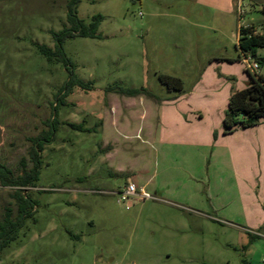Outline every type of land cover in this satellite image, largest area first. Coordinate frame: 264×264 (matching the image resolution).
<instances>
[{
  "label": "rangeland",
  "instance_id": "1",
  "mask_svg": "<svg viewBox=\"0 0 264 264\" xmlns=\"http://www.w3.org/2000/svg\"><path fill=\"white\" fill-rule=\"evenodd\" d=\"M67 4L0 0V171L30 169L34 139L52 135L29 187L0 177V220L27 204L0 264H264V117L224 138L233 156L260 141L239 153L240 177L206 140L248 83L239 29L264 30V0H81L79 17L104 19L99 36L65 40L69 66L38 47L55 48Z\"/></svg>",
  "mask_w": 264,
  "mask_h": 264
},
{
  "label": "trees",
  "instance_id": "2",
  "mask_svg": "<svg viewBox=\"0 0 264 264\" xmlns=\"http://www.w3.org/2000/svg\"><path fill=\"white\" fill-rule=\"evenodd\" d=\"M81 0H68V15L67 20L69 27L56 32H53V36L56 41L55 48L52 49L47 45H38L39 50L49 60L63 61L67 66L70 64V60L64 51V42L67 38L75 36L83 37H97L99 36V27L104 19V16L100 13L92 16L90 21L79 17L78 8ZM264 12V6L262 7ZM240 51L246 55L253 57L257 61L260 67L264 66V56L258 55L257 50L264 47V32H256V27L252 25L241 26L240 35L238 39ZM242 60V57L240 56ZM247 71L250 75L247 85L236 90L228 102V107L223 119L225 133L233 132L238 127L250 128L257 125L261 118L264 117V75L261 73H253L248 68ZM158 78L161 83L165 84L169 89L182 90L184 88V82L182 78L160 73ZM81 82L71 76L62 88L64 95L71 93L73 86L80 84ZM142 89L136 88H124L121 91L129 96L139 94ZM53 124L57 126V121L54 118ZM74 128H80L81 124L69 123ZM56 129V127H54ZM52 135L50 131H44L42 135L34 139L33 147L30 151L31 160L33 166L30 169H25L22 174L15 176L13 172L8 170L0 171V177L5 184H10L19 187H29L33 180H36L39 175V166L41 162V152L44 149V142L50 141ZM26 202L18 199V214L16 220L12 218L11 209H7V213L0 220V250L8 244L10 239L15 237L14 235L8 236V233L12 229L17 231L20 229L23 223V217L25 216Z\"/></svg>",
  "mask_w": 264,
  "mask_h": 264
},
{
  "label": "crops",
  "instance_id": "3",
  "mask_svg": "<svg viewBox=\"0 0 264 264\" xmlns=\"http://www.w3.org/2000/svg\"><path fill=\"white\" fill-rule=\"evenodd\" d=\"M256 32H259V33H262V32H264V30H258V29H256ZM239 35H240V29H239ZM239 39V38H238ZM258 53V52H257ZM241 57H242V60H241V62L242 63H244V61H243V56H244V54L241 52V55H240ZM262 74V73H261ZM251 128V127H250ZM255 128V127H254ZM247 129H249V128H247ZM247 131V130H246ZM230 133H232V132H230ZM230 133H225L224 132V134L221 136V134L219 133V135H218V137H215L214 135H216V132H214V130L212 131V129L211 130H209L208 129V131H207V133H206V135H207V139L206 140H208V143H210L211 144V146H216V145H218L217 147H218V150H216L215 148L213 149V152H212V158H214L215 160L216 159H218V158H223V159H231L232 157H233V161H234V163H236L237 164V166H236V170H238V175H239V177L241 176V172H242V170H241V163H242V158L241 157H239V153L241 152V150H242V148H246L245 147V145L246 144H249V145H251V148L254 150V148H256V149H258L259 148V144L258 143H260V141L259 142H256V145H253V142L249 139V138H247L246 136H244L243 138H242V140L244 141V145H242V143H240V144H237L238 146H236L235 144H234V147L232 146V148H234L235 149V153H234V156H233V154H232V149H231V146L230 145H227V141H226V139H224L225 138V136H227V135H229ZM221 137V138H220ZM259 139V138H258ZM248 140H250V141H248ZM221 141H223V142H221ZM242 142V141H241ZM228 149H231V154L229 153V150ZM261 149V148H260ZM259 150V149H258ZM214 151H217V156H215L213 153H214ZM225 154V155H224ZM227 154V155H226ZM223 155V156H222ZM254 232H256V231H253V233ZM260 233V232H259ZM255 235H259V234H256V233H254ZM262 234V233H261Z\"/></svg>",
  "mask_w": 264,
  "mask_h": 264
},
{
  "label": "built area",
  "instance_id": "4",
  "mask_svg": "<svg viewBox=\"0 0 264 264\" xmlns=\"http://www.w3.org/2000/svg\"><path fill=\"white\" fill-rule=\"evenodd\" d=\"M243 61L246 65V67L253 73H257L259 72V69H260V65L257 61L251 59L250 56H246L244 55L243 56ZM136 193V187L133 183L131 184H128L122 191H121V194H122V198L125 199L131 195H134ZM256 234H259L261 235V233L259 232H254Z\"/></svg>",
  "mask_w": 264,
  "mask_h": 264
}]
</instances>
